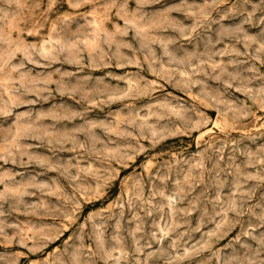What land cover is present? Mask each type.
I'll use <instances>...</instances> for the list:
<instances>
[{
    "label": "rangeland",
    "instance_id": "374dc122",
    "mask_svg": "<svg viewBox=\"0 0 264 264\" xmlns=\"http://www.w3.org/2000/svg\"><path fill=\"white\" fill-rule=\"evenodd\" d=\"M0 264H264V0H0Z\"/></svg>",
    "mask_w": 264,
    "mask_h": 264
}]
</instances>
